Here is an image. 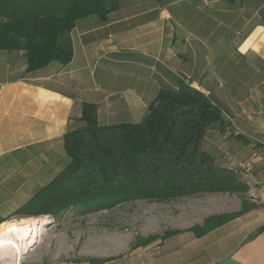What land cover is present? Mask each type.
I'll list each match as a JSON object with an SVG mask.
<instances>
[{
  "label": "crops",
  "instance_id": "0c3cea01",
  "mask_svg": "<svg viewBox=\"0 0 264 264\" xmlns=\"http://www.w3.org/2000/svg\"><path fill=\"white\" fill-rule=\"evenodd\" d=\"M70 37V64L32 72L25 51L0 50L1 224L69 164L63 138L80 127L86 103L97 107L101 126L137 124L159 90L181 82L220 107L222 123L208 130L203 148L235 170L259 203L202 236L190 229L242 203L103 263L65 247L34 245L23 257L32 264H264V0H121L106 20H78Z\"/></svg>",
  "mask_w": 264,
  "mask_h": 264
},
{
  "label": "trees",
  "instance_id": "16d2710c",
  "mask_svg": "<svg viewBox=\"0 0 264 264\" xmlns=\"http://www.w3.org/2000/svg\"><path fill=\"white\" fill-rule=\"evenodd\" d=\"M120 2L0 0V50L25 51L29 72L53 62L68 65L74 56L70 34L76 22L93 15L106 20ZM78 121L80 127L63 138L69 164L16 216L58 218L73 208L108 209L143 199L243 195L240 211L213 215L190 229L202 236L256 207L245 200L249 186L237 172L219 166L204 150L206 134L222 123V112L209 96L189 84L159 90L141 123L101 126L97 107L87 103ZM181 232L169 231L162 240Z\"/></svg>",
  "mask_w": 264,
  "mask_h": 264
},
{
  "label": "rangeland",
  "instance_id": "374dc122",
  "mask_svg": "<svg viewBox=\"0 0 264 264\" xmlns=\"http://www.w3.org/2000/svg\"><path fill=\"white\" fill-rule=\"evenodd\" d=\"M212 195L202 194L169 200H135L98 210L73 208L58 218L46 215L45 224L41 226V236L29 250L33 251L34 245L40 246L43 252H46L47 247H65L71 251L73 257L84 251L87 256L83 259L93 258V262L103 263L108 258L125 252L159 244L164 241L162 239L169 231L178 227L185 228L210 211H233L241 208L243 195ZM245 200L252 205L259 203L249 193L245 195ZM21 218L22 216H17L10 222ZM144 242L145 245H142ZM22 258V264H32L31 260L23 256ZM9 263L13 264L14 261L3 259L1 262Z\"/></svg>",
  "mask_w": 264,
  "mask_h": 264
},
{
  "label": "bare ground",
  "instance_id": "6f19581e",
  "mask_svg": "<svg viewBox=\"0 0 264 264\" xmlns=\"http://www.w3.org/2000/svg\"><path fill=\"white\" fill-rule=\"evenodd\" d=\"M44 220V217L21 218L1 226L0 264L3 259L15 261V263L23 259V254L40 238Z\"/></svg>",
  "mask_w": 264,
  "mask_h": 264
},
{
  "label": "built area",
  "instance_id": "2783aa9c",
  "mask_svg": "<svg viewBox=\"0 0 264 264\" xmlns=\"http://www.w3.org/2000/svg\"><path fill=\"white\" fill-rule=\"evenodd\" d=\"M241 168H242L243 170H245L246 172H250V171H251V166H249V165H242ZM13 264H15V261H14ZM17 264H20V260L18 261ZM21 264H22V260H21Z\"/></svg>",
  "mask_w": 264,
  "mask_h": 264
}]
</instances>
